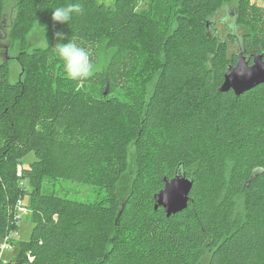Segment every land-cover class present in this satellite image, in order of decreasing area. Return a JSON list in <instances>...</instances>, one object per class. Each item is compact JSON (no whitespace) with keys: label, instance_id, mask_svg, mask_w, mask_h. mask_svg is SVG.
Instances as JSON below:
<instances>
[{"label":"trees","instance_id":"1","mask_svg":"<svg viewBox=\"0 0 264 264\" xmlns=\"http://www.w3.org/2000/svg\"><path fill=\"white\" fill-rule=\"evenodd\" d=\"M17 1L8 51L25 25L46 26L47 45L20 37L16 81L0 62V243L25 198L34 223L0 264H264V83L219 91L236 37L246 55L264 52V7ZM70 3L82 12L53 21ZM222 10L234 16L227 38L214 24ZM69 41L91 53L87 81L66 78L55 45ZM181 164L194 180L190 203L168 216L155 196Z\"/></svg>","mask_w":264,"mask_h":264},{"label":"water","instance_id":"2","mask_svg":"<svg viewBox=\"0 0 264 264\" xmlns=\"http://www.w3.org/2000/svg\"><path fill=\"white\" fill-rule=\"evenodd\" d=\"M240 49L236 64H231L219 91L233 90L236 95L264 83V52L246 55L241 37H236ZM252 60V61H251ZM194 180L188 177L181 164L172 178H165L164 187L156 194V207H163L168 216L184 210L190 203Z\"/></svg>","mask_w":264,"mask_h":264},{"label":"rangeland","instance_id":"3","mask_svg":"<svg viewBox=\"0 0 264 264\" xmlns=\"http://www.w3.org/2000/svg\"><path fill=\"white\" fill-rule=\"evenodd\" d=\"M7 2V7L5 10V14H4V22L0 28V62L4 61L5 59H9L10 60V79L12 81H16L19 78H21V66L20 63L17 61V59H15L14 57H16L18 55V51L19 49H17L19 43H20V37L24 36L26 37L27 41L30 44V47L33 46H41V47H45L47 45L46 42V26H40V25H33V26H27L25 25V27L22 29V31H20L19 34H17L19 36V38H17L16 40L13 38V41H15L16 45L15 47L13 46V50L8 51V48L6 46V44L11 43V39H10V33L12 31V29L14 28V24H15V20L17 18V14H18V1L17 0H6ZM256 3L262 7H264V0H250V5H252L253 3ZM234 5L238 6V0L234 1ZM220 14V15H219ZM219 17H222L223 19H225L226 21H228V23L233 26L234 23V16L233 14H229L228 11L226 10H222L219 12ZM235 29H237V27H235ZM242 32V30H248V28H246L245 26L239 27V32ZM238 38H240V35L238 36ZM238 43H236V40L234 42V46L232 44H230V51L232 52H239L240 49L237 46ZM4 46V47H1ZM256 53V52H254ZM8 56H13L12 58L7 57ZM252 61V60H251ZM34 155L33 154H29V157L27 159H25L26 162H29L30 159H33ZM92 195V194H91ZM90 198H93V195ZM28 202V199L25 198L23 199V201L20 203L21 206L24 208L22 210L19 209V212H21V214H23V218L19 220V227L18 229L15 231V233L13 234V237L15 239V242H11L10 240V244L9 245H4V249L1 252L0 250V256L1 259L4 262H8L12 259H15L18 251H19V246H18V241H22V240H28L30 238L31 235V231L33 228V221L26 216L28 214V208L24 205ZM3 242H5V239H3ZM1 247V246H0Z\"/></svg>","mask_w":264,"mask_h":264},{"label":"clouds","instance_id":"4","mask_svg":"<svg viewBox=\"0 0 264 264\" xmlns=\"http://www.w3.org/2000/svg\"><path fill=\"white\" fill-rule=\"evenodd\" d=\"M113 2L114 0H97L98 4H103L105 7H110ZM81 12L82 7L79 3H70L66 6L56 7L52 12V19L59 23H68L73 14ZM54 35L60 41L65 37L61 31H57ZM55 50L58 58L63 62L64 72L68 80L80 83L95 75L97 68L90 51L86 48L69 41L67 43L58 42L55 45ZM76 91H79V88Z\"/></svg>","mask_w":264,"mask_h":264},{"label":"flooded vegetation","instance_id":"5","mask_svg":"<svg viewBox=\"0 0 264 264\" xmlns=\"http://www.w3.org/2000/svg\"><path fill=\"white\" fill-rule=\"evenodd\" d=\"M229 12L231 14L233 13V11H229ZM219 15L216 18L214 24L216 25V27H218V31H219L220 35L227 38V34L230 32L232 26L228 23V21H226L222 17H219Z\"/></svg>","mask_w":264,"mask_h":264},{"label":"built area","instance_id":"6","mask_svg":"<svg viewBox=\"0 0 264 264\" xmlns=\"http://www.w3.org/2000/svg\"><path fill=\"white\" fill-rule=\"evenodd\" d=\"M19 209L22 210V209H24V208L21 206ZM13 234H14V233H12V234H10L8 237H6V238H5V242L2 241V242L0 243V246H1V247H0V250H1V252L3 251V249H4V247H5L4 245H9V244H10V240H11V238L13 237ZM0 257H2V256H0Z\"/></svg>","mask_w":264,"mask_h":264}]
</instances>
